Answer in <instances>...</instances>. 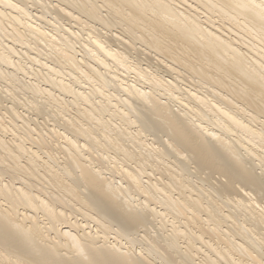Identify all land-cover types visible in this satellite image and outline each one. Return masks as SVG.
I'll return each mask as SVG.
<instances>
[{"label":"bare ground","instance_id":"obj_1","mask_svg":"<svg viewBox=\"0 0 264 264\" xmlns=\"http://www.w3.org/2000/svg\"><path fill=\"white\" fill-rule=\"evenodd\" d=\"M0 264H264V0H0Z\"/></svg>","mask_w":264,"mask_h":264},{"label":"rangeland","instance_id":"obj_2","mask_svg":"<svg viewBox=\"0 0 264 264\" xmlns=\"http://www.w3.org/2000/svg\"><path fill=\"white\" fill-rule=\"evenodd\" d=\"M98 26V25H97Z\"/></svg>","mask_w":264,"mask_h":264}]
</instances>
